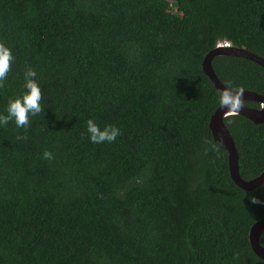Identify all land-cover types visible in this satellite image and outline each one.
<instances>
[{
  "label": "trees",
  "instance_id": "trees-1",
  "mask_svg": "<svg viewBox=\"0 0 264 264\" xmlns=\"http://www.w3.org/2000/svg\"><path fill=\"white\" fill-rule=\"evenodd\" d=\"M0 42L14 57L0 114L29 67L44 109L27 140L14 120L0 125V264H264L249 242L264 185L232 180L209 128L220 93L202 68L219 43L264 58V0H0ZM212 66L264 96L257 63ZM89 119L121 135L94 144ZM224 123L240 176L258 177L264 123Z\"/></svg>",
  "mask_w": 264,
  "mask_h": 264
},
{
  "label": "water",
  "instance_id": "water-1",
  "mask_svg": "<svg viewBox=\"0 0 264 264\" xmlns=\"http://www.w3.org/2000/svg\"><path fill=\"white\" fill-rule=\"evenodd\" d=\"M218 56H233L241 57L250 61H253L264 68V58L249 52L245 49H239L233 46L225 47L219 45L211 50L204 58L202 62V68L206 76L209 77L217 91L220 93L226 86L218 79L212 61ZM243 103L245 102H256L260 104V108H251L243 104V107L236 114H226L228 111L226 108L221 106L212 115L209 123V128L212 132L213 139L221 147H223L228 153V167L229 173L235 184L243 190L253 191L260 186L264 185V172L258 177L251 180H244L240 176L239 171V157L235 147V142L227 129L224 119L232 115H240L245 119H248L255 124L264 123V96L258 95L254 92L243 90L242 96ZM264 233V218L255 222L249 232V242L253 252L261 259L264 260V247L260 244V238Z\"/></svg>",
  "mask_w": 264,
  "mask_h": 264
},
{
  "label": "clouds",
  "instance_id": "clouds-1",
  "mask_svg": "<svg viewBox=\"0 0 264 264\" xmlns=\"http://www.w3.org/2000/svg\"><path fill=\"white\" fill-rule=\"evenodd\" d=\"M225 47H231L229 43H219ZM216 46V47H217ZM14 61L12 51L5 43L0 42V89L5 87V81L8 78V74L11 71V66ZM37 76L36 71L29 67L24 73V93L16 98L10 99L7 105V115L0 114V125H7L9 122H15L17 128L25 130L23 136L18 135V140H27V129L30 127V117L39 115L44 111L41 101L43 94L41 88L35 79ZM219 103L222 108H226L228 111L226 114H236L243 107V88L233 86L229 82L226 87L220 91ZM87 131L89 133V139L94 144L101 143H113L117 137L121 135V131L114 125H106L101 129L95 121L89 119L87 121ZM44 159L51 160L53 155L51 152H44ZM252 203H261L257 198H252Z\"/></svg>",
  "mask_w": 264,
  "mask_h": 264
},
{
  "label": "flooded vegetation",
  "instance_id": "flooded-vegetation-1",
  "mask_svg": "<svg viewBox=\"0 0 264 264\" xmlns=\"http://www.w3.org/2000/svg\"><path fill=\"white\" fill-rule=\"evenodd\" d=\"M258 104H259V103H258ZM244 105H245V104H244ZM248 107H250V106H248ZM260 107H261V106H260V104H259V108H260ZM251 108H255V107L252 106ZM259 108H256V109H259Z\"/></svg>",
  "mask_w": 264,
  "mask_h": 264
}]
</instances>
